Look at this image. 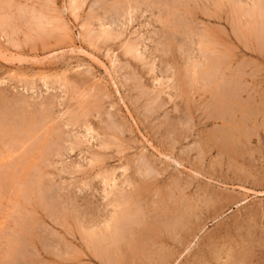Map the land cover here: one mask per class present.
Returning <instances> with one entry per match:
<instances>
[{"label":"rangeland","instance_id":"1","mask_svg":"<svg viewBox=\"0 0 264 264\" xmlns=\"http://www.w3.org/2000/svg\"><path fill=\"white\" fill-rule=\"evenodd\" d=\"M0 1L4 2L2 3L4 8L0 10V20L8 16L14 28H7L6 33L9 34L6 37L3 33L4 28L1 26L0 22V96H8L10 99L18 96L22 97L29 104V109L35 112H41V109L45 111V108L49 107L46 108V111L52 114L51 117L55 119L58 124V131L61 139L58 140L57 137H55L54 141L58 143L55 150L56 152H60V154L55 153V155L53 154L47 160L48 167L46 171L49 175H47L44 180L46 185L58 188V192L62 195L76 196L79 198L78 201H80L78 203L82 211L85 208V201L87 200L88 203L94 204L96 211L99 209L98 214L100 215V213L103 214V212L107 211L106 198L103 191L105 186L100 177H96L97 172H100V166L93 167L90 165V159H92L93 155L97 154L100 157L102 156L103 162L101 163V168H104L102 171L112 172L115 170L117 184H119V187H124L125 190H130V187H127V184L124 186L122 183L126 181L127 178H134L139 181L140 179L143 180L145 175H139L138 172L142 171V169L137 170V168L142 167L145 169L144 167L148 165V169L149 167L150 169L154 168L151 171H154V177L158 179L157 189H161V192L162 190L163 192H167V190L172 188L171 186L173 183H180V192L185 194L187 198H192L193 202L201 200L199 209H197L198 212L196 211L197 215L199 214L198 217L201 219V224H199L200 230L196 233V237L190 241V245L187 249L178 250L180 255L175 258L176 260L173 264H201L200 262L204 263L206 261L210 264H217L216 262L213 263L209 261L210 255L207 254V250L212 246L211 243H216L217 249L221 250L223 246L229 247V245H227L228 242H233L230 247H234L233 250H239V246L237 247V242H239L237 240V234L240 232L238 231L240 229L238 228L243 227L244 230L242 231H245V227H247L248 224L255 227V231L253 232L254 240H258V243L263 244L262 247L260 246L256 249V255L251 264H264V187L255 188L251 185L254 178L264 177L263 129H260L259 136L257 135L256 137V135H254L249 143L256 152L252 154L255 160L253 161L256 164L253 163L252 166L254 169H252L253 171L251 172L252 178L248 180L251 181L244 184L242 181H238L240 174H234V171L228 167L226 159L222 160V164H218L219 158H216L217 153L214 150L208 153L205 156L206 158L200 156L197 150L199 148L198 145L205 138L204 134L207 131H213L221 126L218 122L216 124L210 123L211 119L207 120L204 117V113L208 114L211 111V109H208L210 107L207 105L209 104L210 98L208 93L205 94L201 91L203 90L201 85H194L192 86V88L194 87L193 89L187 85L185 87L186 91L184 96H188V94L191 93L189 89H192L191 96L189 94L188 98L183 96L185 99L182 97V99L173 98V100H171L169 96L172 95L175 97L176 91L174 89L164 88V93L158 96L161 97H159V100L161 99L160 101H166L168 104L165 102V105L156 113L150 112L152 109L149 105V99L143 96L141 92L142 89L139 88L141 85H144V88L147 86L146 89H148L149 93L151 91V94L153 92L155 93L162 87L160 88L159 82L153 80L154 77L158 76V78L164 79L165 76L162 75L161 70H168L166 73L170 75L174 71L173 68L170 69V66L164 67L163 64H161V58L172 63L174 53L168 51V53L165 52V54H167L165 55L162 47L156 44L163 38V48L167 47L166 43L168 41H165L167 29L158 21V18L159 16L165 18L173 9L169 7L160 8L161 5L156 2H152L151 4L153 7L149 9L142 6L140 10L134 13L132 17L134 21L132 23L130 21V23L127 22L125 25L121 26L120 30L124 36L119 37L115 41L113 40L114 42L111 41L105 44L100 42L97 43V45H92L89 39L81 37L82 29L80 26L83 22H86L91 12L93 14H102V17H106L100 3L104 4L109 10L116 0H86L82 10L79 12V18L77 20L72 13L67 10L70 0H11L9 1V6L5 4V0ZM98 1H100V3ZM193 7V15L196 17L197 25L195 28L197 30H202L205 28V23L208 24L216 39L219 42L229 44L228 48H232V46L235 45L232 40L231 42L234 45L230 42L229 35H231V37H233L232 39L240 46L239 51L237 50L235 53L241 51L240 53L245 55V59L249 61L251 59L253 60L254 63H247V67L250 66L248 68L246 67V73H253L248 75L250 77L252 76V79L247 77L249 81H247V84L249 88H251V94L256 98V103H260L261 96L264 95V59L259 56L260 58L257 60L256 53L251 50L249 51V49L237 42L232 33L231 23H229V17L232 16V13H230L231 10L225 7H219L218 9V7L213 4V1L207 0H200L198 3L193 4ZM21 8H25L29 11L30 9L38 11L43 10L49 15L56 14L55 16L61 18L59 25H61V27L66 26L68 31H70L69 38L64 36V31L53 29L51 26L47 28V33H51L48 37L46 34L41 36L37 35L30 25L31 22L19 19V9ZM206 8L212 12L218 10V12L216 11V17L214 16L213 19H209L207 15L204 14L208 10H206ZM51 10H54V12ZM109 11H111L109 14L111 15L113 13L112 9ZM124 19L125 18H121L123 22L125 21ZM202 22L204 23L201 24ZM93 25L97 29L98 22H94ZM11 35L13 36V42H11V38L9 39V37H12ZM177 37L180 38V35L178 34ZM127 40L141 44L140 51L142 54L144 53L143 58L135 60L123 54L121 46ZM14 42L15 44H13ZM167 50L168 48L166 51ZM116 55L117 58L115 57ZM175 55H177L176 57L179 59L181 70L183 71L185 56L180 54L177 50L175 51ZM254 60H257L256 62L258 63L256 64ZM152 63L154 64L152 65ZM237 63L238 62L234 64V67H236ZM151 66H154L153 71H149L152 68ZM62 75L66 77L71 86H76L75 89H78L76 93H73L71 89L69 94L65 92L66 89L64 86L60 87L59 83H56L57 86L50 83L52 79L56 77L60 78V76L63 77ZM45 77L49 78L47 79L49 82L47 85L45 84L46 82L42 80ZM165 79H167V76ZM169 83H171L170 86L176 84L172 83V81H169L167 84ZM186 92L188 93L186 94ZM84 93L87 95H84ZM186 99L187 102L189 101L188 99L192 101L190 102V107L193 110L194 119L191 120V124L187 122V125L184 124V126H181V124L178 125L175 121H177L178 118L186 117V111L184 110V103L186 102H181L183 100L186 101ZM243 99L248 100V95L244 94ZM78 100L80 102H90L92 100V102L96 101V103H98V113L96 110L93 111L89 120L90 122L92 121L91 123H93L95 127L98 125L97 127L106 131L108 135H112V132L117 133L116 135L114 133L113 136H117L119 139L121 138L120 140L123 144L121 150L114 145V147L112 146L109 150L104 149L102 141V139L104 140V135L97 136V134L87 132L85 127L80 125L70 126L68 124V113L65 111L69 107H72L71 109L77 107L80 103ZM176 103L180 111L175 109ZM171 122L176 124L175 127L177 128L175 129L177 130L175 132L169 131L172 130L170 125ZM190 126L191 128H189ZM116 127L118 129H116ZM178 134H181L183 138H179L180 135ZM75 141H77L78 144L73 151L71 149V143ZM174 141L176 145H174ZM249 144L248 148L252 151V146ZM166 156L170 157L168 158ZM128 162H132L130 163V169L124 172L120 167L121 165L126 167ZM148 178L149 177L146 176L145 179L147 180ZM83 180L86 181L87 185H84ZM14 186L15 185H13V188ZM13 188L11 186L9 190H6L4 199L0 202L2 204L0 212V249H2V251H4L7 246V237L5 236H8L12 230L17 229V221L23 220V216L27 217L26 213L29 216L34 213L33 216L36 219H38V217L43 218L49 225L50 231H58L60 234L59 236L62 235L67 242L71 243L72 249L77 251H74L75 254L73 253L70 257L67 255L68 257H60L59 259V257L50 256L44 253V250L40 249L42 251L38 253V257L41 256V258H38L37 255H32V258L30 256V260H34L36 257L39 259V262L42 260L45 262L55 261L56 264H101L94 261L89 255L86 244L81 241L79 227L75 225V222H69L70 226L68 231L62 227H57L52 222V219L47 218L41 206L39 204L37 205L36 200L34 202L33 200L28 201L20 197V194V196L18 194V196L15 195L18 192L14 191ZM176 193L179 194V191L177 190ZM210 195H214V197L222 196L223 203L219 206V203L216 204V206H214L213 203L210 205L204 204L205 198L209 199ZM154 199H156V197H154ZM12 210H16V214L14 211L12 212ZM17 210L19 212H17ZM33 210H36L39 216L37 213L35 215ZM250 211L251 213L254 211L257 212L258 217L255 216V220H250L249 216L252 215H248ZM16 216H18V218H16ZM40 221L42 220L40 219ZM1 237H3L4 240L1 239ZM38 241L39 240L36 239V242L39 243L41 248L40 241ZM63 243L66 242L63 241ZM244 245H246V243H244ZM176 248L179 247L177 246L175 249ZM220 256H224L221 264H227L226 255L223 253ZM89 258H91V260H89ZM202 259L204 260L201 261ZM208 262H206V264Z\"/></svg>","mask_w":264,"mask_h":264},{"label":"bare ground","instance_id":"2","mask_svg":"<svg viewBox=\"0 0 264 264\" xmlns=\"http://www.w3.org/2000/svg\"><path fill=\"white\" fill-rule=\"evenodd\" d=\"M9 1L11 0H5V4H8V6L10 4ZM85 1L86 0L69 1L67 10L72 13L76 20L79 18V12L82 10ZM100 1L98 2L100 3ZM199 1L200 0H116L114 1V5L109 9H112L113 13L111 15H109L111 11H109L104 4L100 3L106 17H102V14H93L91 12L89 17L87 16L86 22H83L81 25L82 27L80 26L82 29L81 37L89 39L92 45H97V43L100 42L105 44L113 40L115 41L119 37L124 36L120 30L121 26L125 25L127 22L130 23V21L132 23L134 21L132 17L134 13L140 10V7L145 6L149 9L153 7L151 3L156 2L161 5L160 8L169 7L173 9L169 13L167 12L168 14L165 18L161 16L158 18V21L167 29V34H165L167 35L165 41H168L166 43L167 47L165 46L166 48H163V38L156 44L162 47L164 54L165 52L168 53V51L174 53L172 63L160 57L162 61L161 64H163L164 67L170 66V69L173 68L174 71L170 75L166 73L168 70H161L162 75L165 76V78L167 76V79L164 78L165 80L158 78V76L154 77L153 80L159 82V86L162 88L155 93L153 92V95L151 94L152 91L150 93L148 92V89H146L147 86L144 88V85L140 86L138 84L140 86L138 87L142 89V91H140L143 93V96L149 99V105L152 109L150 112L156 113L166 102L160 101V96H158L164 93V88H170L176 91L175 97L172 95L169 96V98L173 100V98L182 99L187 85L191 88L197 84L201 85L203 89L201 91L205 94L208 93L210 98L209 104L207 105L210 107L208 109H211V111L208 114L204 113V117L207 120L211 119L210 123L216 124L218 122L221 126L216 129L213 128V131H207L204 134V140L198 145L199 148L197 150L202 157H205L214 150L217 153L216 158H219L218 164H222V160L226 159L228 167L234 171V174H240L238 181L240 180L242 183L247 184L251 181L248 180L252 178L251 172L254 170L252 166L255 160L252 154L256 153L253 146L249 143L254 135H256V137L257 135L259 136L260 129H263L264 133V95L261 96L260 103H256V98L251 94V88H249L247 84V77L252 79V76L250 77L248 75L253 73H246L247 63L254 62L252 59L250 61L245 59V55L240 53L241 51L235 53L237 50L239 51L240 46L232 39L233 37H231V35L228 34L230 37L228 38L230 42L232 40L235 45L231 42L234 46L228 48L229 44L219 42L216 39L208 24L205 23V28L202 30H197L195 28L197 25L196 17L193 15V4ZM207 1H213V4L216 5L218 9L219 7H225L231 10L230 13H232V16L229 17V23H231L232 33L237 42L249 49V51L251 50L256 53L257 60H259V56L264 59V0ZM2 3L4 2L0 1V10L4 8ZM25 8L19 9V19L31 22L30 25L37 35L41 36L46 34L48 37L51 33H47V28L51 26L53 29L64 31L65 37L69 36L70 31H68L66 26L61 27V25H59L61 18L55 16L56 14L49 15L43 10L38 11L30 9L29 11ZM207 9L208 8H206V10ZM51 11L54 12V10ZM216 11L218 12V10ZM216 11L214 10V12H212L208 9L204 14H206L209 19H213L214 16L216 17ZM121 18H125V21L123 22ZM0 22L1 26L4 28V31H2L7 37L9 34L6 33L7 28H13L10 18L5 16V18H1ZM94 22H98L97 29L93 25ZM203 23L204 22L201 24ZM178 34L180 38L177 37ZM10 38L12 39L11 42H13V36L9 37V39ZM13 44H15V42ZM121 47L123 49V54L127 57L136 60L144 56V53L142 54L140 51L141 44L135 41L131 42V40H127ZM167 48L168 50L166 51ZM176 50L185 56L183 71L181 70L179 59H177V55H175ZM115 57L117 58V55ZM257 60H254L256 64L258 63L256 62ZM236 62L238 63L236 67H234ZM153 64L154 63H152V65ZM151 67L149 71L154 70V66ZM47 79L49 78L45 77L42 79L46 82V85L49 83ZM169 81L176 84L170 86L171 83L167 84ZM50 83H52V85L59 83L60 87L64 86L66 89L65 92L67 93H69L71 89L73 93L78 91V89H75L76 86H71L64 76H60V78L56 77L52 79ZM191 90L189 89V92L192 93L193 90ZM187 93L188 92H186V94ZM191 93H189L190 96ZM244 94L248 95V100L243 99ZM84 95L87 94L84 93ZM188 96L184 97L188 98ZM184 97L183 99H185ZM188 100V102L187 99L186 101H181L182 103L186 102L184 103L186 117H182L184 120L178 118V120L175 121L178 125L181 124V126H184V124L187 122L190 123L192 122L191 120L194 119L193 110L190 107V102L192 101H190V99ZM78 106V108L73 106V109L69 107L65 111L68 113V124L70 126L80 125L85 127L87 132L97 134V136L104 135V140L102 139L104 149L109 150V148L114 145L121 150L123 144L121 143V138L119 139L117 136H113L115 132H112V135H108L106 131L97 127L98 125L95 127L93 123H91L92 121L90 122L89 120L93 111L96 110L98 113V103H96V101L92 102L91 100L90 102H80ZM29 107V104L22 97L18 96L10 99L8 96H0V202L4 199L6 190H9L11 186L13 188V185H15L13 189L18 192L15 195L20 194V197L28 201L33 200L34 202L36 200L37 205L39 204L41 206L47 218L52 219V222L57 227H62L68 231L70 226L69 222H75V225L79 227L81 241L86 244L89 255L94 261L101 264H173L176 260L175 258L180 255L178 250L187 249L190 245V241L196 237V233L200 230L199 224H201V219L198 217L199 214L197 215V209H199L201 200H194L195 202H193L192 198H187L185 194L180 192V183H173L171 186L172 188H168L169 190H167V192H163V190L161 192V189H157L158 179L154 177V171H151L154 168L150 169L149 167L148 169V165L144 167L145 169L142 167L137 168V170L142 169V171L137 172L139 175H145H143L144 177L142 176L143 180L140 179L139 181L134 178H127L123 183L120 181L122 185L125 186V184H127V187H130V190H125L124 187L118 186L115 170L112 172L102 171L104 169L101 168V163L103 162L102 156L100 157L94 154L93 157L91 155L92 159H90V165L93 167L100 166V172H97L96 177H100L105 186L103 191L106 198L107 211L99 215V209L96 211L94 204L88 203L87 200H84L86 205L84 204L85 208L82 211L78 203L80 201H78L79 198L76 196L62 195L58 192V188L46 185L44 180L45 177L49 175L46 171L48 167L47 160L53 154L55 155V153L60 154V152H56L55 150L58 143L54 141V138L57 137L59 140L61 137L59 136L56 120L51 117L52 114H50L49 111H46V108L49 107H46L45 111L41 109V112L31 111ZM175 109H180L177 103ZM174 124L175 123L171 122L170 125L172 130L168 129L169 131L175 132L177 130L175 129L177 128L175 127L176 124ZM191 126L189 128H191ZM116 129L118 128L116 127ZM116 134L117 133H115V135ZM178 135H180L179 138L182 137L181 134ZM77 144V141L71 143V149L73 151L76 149ZM248 144L252 146V151L249 150ZM174 145H176V142ZM63 148L65 149L64 146ZM119 152L122 153L121 151ZM130 163L132 162H128L126 167L121 165L120 168L123 169L124 172H127L130 169ZM146 176L149 177L147 180L145 179ZM84 185H87L86 181H84ZM251 185L255 188L264 187V177L254 178ZM177 190L179 194L176 193ZM154 197H156V199H154ZM209 197V199H203L204 204L210 205L213 203V205L216 206V204L219 203V206L223 203L222 196L214 197V195H210ZM1 206L2 204L0 203V212ZM13 211L14 210H12V212ZM17 212L19 211L17 210ZM34 212L36 215L37 211L35 210ZM254 212L251 213L250 211L248 214H252L249 216L250 220H255V216L258 215L256 211ZM33 215L29 216L26 213L27 217L23 216V220L21 219L22 221H17V229L12 230L8 236H5L7 237V246L4 251L0 249V255L3 253L0 256V264H56L55 261L54 263L50 260V262H45L43 260L39 262V259L36 257L34 260H30V256L32 258V255H37L38 257V253L44 250V253L53 257L56 256V258L59 257L60 259V257H70L73 255L74 251H77L72 249L71 243L67 242L62 235L59 236L60 234L58 231H50L49 225L43 218L38 217V219H36ZM16 218H18V216H16ZM40 219L42 221H40ZM238 229H240L238 230L240 232L237 234V240L239 241L237 242V247L239 246V250H233L234 247H230L233 242H228L227 245H229V247L223 246L221 250L217 249L216 243H211L212 246L207 250V254L210 255L209 261L221 264L224 256L222 257L220 255L224 253L227 258V264H251L253 262L252 260L256 255V249L260 246L262 247L263 244L258 243V240H254L253 232L255 231V227L252 225L248 224V226L245 227V231H242L244 230L243 227ZM1 239H3V237H1ZM36 239L40 241L41 248L39 243L36 242ZM63 241L66 243H63ZM244 243H246V245H244ZM177 246L179 248L175 249ZM38 258H41V256ZM89 260H91V258H89ZM203 260L204 259L201 261ZM206 262L200 263L206 264ZM207 264L210 263L208 262Z\"/></svg>","mask_w":264,"mask_h":264}]
</instances>
